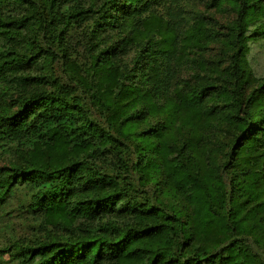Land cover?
Here are the masks:
<instances>
[{
	"label": "trees",
	"instance_id": "obj_1",
	"mask_svg": "<svg viewBox=\"0 0 264 264\" xmlns=\"http://www.w3.org/2000/svg\"><path fill=\"white\" fill-rule=\"evenodd\" d=\"M263 42L264 0H0V254L264 264Z\"/></svg>",
	"mask_w": 264,
	"mask_h": 264
},
{
	"label": "rangeland",
	"instance_id": "obj_2",
	"mask_svg": "<svg viewBox=\"0 0 264 264\" xmlns=\"http://www.w3.org/2000/svg\"><path fill=\"white\" fill-rule=\"evenodd\" d=\"M195 9L200 12H205V7L202 5H195ZM207 12L211 13L212 10H208ZM217 21L221 23H225L228 20L231 19V16L227 17L225 14H214ZM88 29V28H87ZM87 29L84 31V33L87 32ZM82 40H83V34L80 32V30L75 29L70 32L69 42L68 46L71 48V54L72 57L77 59L79 62H82L83 59V50H82ZM251 49L249 52V63L251 66V69L254 73L260 75H264V42L263 43H251L250 44ZM215 53L214 50H211L207 52L208 55H213ZM207 55V56H208ZM194 69V68H193ZM191 72V74L194 71H186L184 72L185 75H188ZM52 73L57 76L59 79L63 81H67V73L65 68H63L60 63H56L53 66ZM28 200V193L21 191L15 194L14 199L12 201L11 208L16 206L17 204H25ZM16 211L13 212V220L11 223V230H14L13 233H10L11 230H5L3 233L0 232V248L8 246L14 239H10L12 234L16 235V238L19 236H25L28 238V236H31L36 230V225L31 222L29 218H25V216L18 215L17 217ZM31 234V235H30ZM33 236V235H32ZM0 264H12L8 261V255L7 254H0Z\"/></svg>",
	"mask_w": 264,
	"mask_h": 264
}]
</instances>
